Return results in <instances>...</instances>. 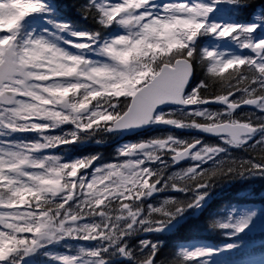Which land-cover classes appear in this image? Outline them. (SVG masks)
I'll return each mask as SVG.
<instances>
[{"label": "snow or ice", "instance_id": "obj_1", "mask_svg": "<svg viewBox=\"0 0 264 264\" xmlns=\"http://www.w3.org/2000/svg\"><path fill=\"white\" fill-rule=\"evenodd\" d=\"M155 126L193 134L119 143ZM234 178H264V0H0V264H160ZM208 226L171 264H264V207Z\"/></svg>", "mask_w": 264, "mask_h": 264}, {"label": "trees", "instance_id": "obj_2", "mask_svg": "<svg viewBox=\"0 0 264 264\" xmlns=\"http://www.w3.org/2000/svg\"><path fill=\"white\" fill-rule=\"evenodd\" d=\"M71 18L78 20V16H72ZM169 131L182 135L192 134L189 132L180 133V130L168 129L163 126H155L139 137L128 140L146 139ZM121 142L119 141V143ZM119 143L116 140H106L101 145L92 144L85 145L82 148L70 149L67 154L69 156L78 155L80 152L88 154L90 150L94 149L100 151L106 157H110L119 146ZM208 196L212 197V201L201 210L198 217H192V211L190 210L189 213L185 214V217H182L185 218L184 222L178 225L174 231L159 234V237L163 238L168 246L162 249L160 264H171L173 259L171 249L177 243L187 246L197 244L207 247L220 246L227 243L219 231H215L208 226L210 218H223L231 214L230 210L234 207L253 208L254 206L257 209L264 207V178H234L222 181L211 189ZM250 239L253 243L250 245L245 258L258 259L261 254H264V247L260 245V241L264 240V233L257 232Z\"/></svg>", "mask_w": 264, "mask_h": 264}, {"label": "rangeland", "instance_id": "obj_3", "mask_svg": "<svg viewBox=\"0 0 264 264\" xmlns=\"http://www.w3.org/2000/svg\"><path fill=\"white\" fill-rule=\"evenodd\" d=\"M250 208L232 209L231 213L234 215H245ZM190 248L198 247V245H190ZM205 247V246H204Z\"/></svg>", "mask_w": 264, "mask_h": 264}, {"label": "water", "instance_id": "obj_4", "mask_svg": "<svg viewBox=\"0 0 264 264\" xmlns=\"http://www.w3.org/2000/svg\"><path fill=\"white\" fill-rule=\"evenodd\" d=\"M147 128H145V129H141V130H137V131H134V132H131V133H128V134H126L125 136H132V135H134V134H136V133H139V132H142V131H144V130H146ZM209 202H210V199H208L206 202H204V205H203V207L204 206H206L207 204H209ZM198 215V212H196L195 214H194V216H197ZM181 222V221H180Z\"/></svg>", "mask_w": 264, "mask_h": 264}]
</instances>
